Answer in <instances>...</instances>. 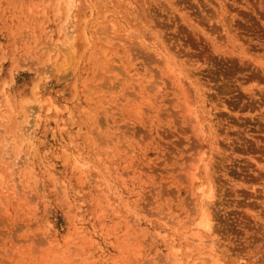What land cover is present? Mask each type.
Segmentation results:
<instances>
[{
  "label": "rangeland",
  "instance_id": "374dc122",
  "mask_svg": "<svg viewBox=\"0 0 264 264\" xmlns=\"http://www.w3.org/2000/svg\"><path fill=\"white\" fill-rule=\"evenodd\" d=\"M56 1L0 0V140L37 126L0 264H200L177 236L199 184L218 260L264 264V0Z\"/></svg>",
  "mask_w": 264,
  "mask_h": 264
},
{
  "label": "bare ground",
  "instance_id": "6f19581e",
  "mask_svg": "<svg viewBox=\"0 0 264 264\" xmlns=\"http://www.w3.org/2000/svg\"><path fill=\"white\" fill-rule=\"evenodd\" d=\"M75 1L76 0H57L56 3H57V7L65 5L64 7L67 6L69 8H72ZM81 1L88 2L89 0H81ZM63 22L61 23L62 25H63ZM70 27L72 28L71 24L66 22L62 27L59 28V33L63 32L66 38L64 40L58 39L57 42L53 41L52 42L53 44L51 45L52 50H50L51 52L60 53L62 51V47H65L66 45H68ZM180 85L181 84H179V86ZM40 87L41 86L35 89V97L37 99L38 108L42 109L43 105L47 104L48 105L47 109L48 111H50L52 110V108H55L56 105L53 103L49 95H46L45 93H43L42 88ZM25 117L28 118L29 116L25 115ZM8 118L0 116V128L3 127V125L6 123ZM30 120L31 119L29 118V121ZM23 123H22L23 126L21 129H18L17 126H15L14 127L15 132H13L10 137L0 140V143L2 144V148H3V149H0V160L3 163H4V160H7V164H6L7 166L4 167L5 168V178L0 179V184L2 182L6 183V187L13 184L16 179L20 181L24 179V169L22 168V164L19 163V155L21 154V151L23 150V148L32 146L33 138L37 131V126L35 125L34 128L29 132V128L31 127L32 124L30 125V122H28L27 120L23 121ZM10 141L15 142L14 143L15 145L13 147L14 157L12 156L5 157L4 154L6 155L8 154L7 146ZM194 179H197V177H191V180H194ZM14 189L15 188L13 187L11 191L6 190L5 192L6 196L4 198L8 200L10 204H12L11 200L16 199V197L14 196H17L19 194L18 193L19 191L17 192ZM205 189L207 191H205ZM194 191L195 192L192 194V196L195 198V207L197 210L196 217L189 220L188 224L182 227L178 231L177 233L178 239L185 243V248L189 255H193L194 252H196L197 254L198 253L202 254L205 251L208 252V257L210 258H203L200 264H222L221 261L218 260V257L222 255V251L220 247L218 246L217 241L212 236V219H211L210 208H211L212 202L214 201L212 200L213 195L211 194V189L208 186L204 188L203 184H199L195 188ZM17 198L19 199L16 200V203L21 201L20 197H17ZM20 206H21V203H20ZM132 236L133 238H136L134 233L132 234ZM172 256H173V260L171 262L173 263L176 261V258L178 256V251L174 250L172 253Z\"/></svg>",
  "mask_w": 264,
  "mask_h": 264
}]
</instances>
